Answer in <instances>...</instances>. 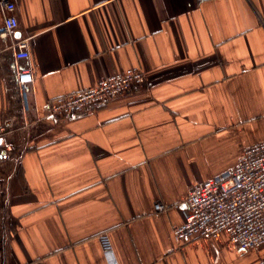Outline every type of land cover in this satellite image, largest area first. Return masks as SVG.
<instances>
[{
	"label": "crops",
	"instance_id": "1",
	"mask_svg": "<svg viewBox=\"0 0 264 264\" xmlns=\"http://www.w3.org/2000/svg\"><path fill=\"white\" fill-rule=\"evenodd\" d=\"M10 1L11 34L0 6V152L10 150L0 264H264V245L241 251L226 233L178 245L172 234L192 186L264 141V0ZM21 40L30 61L15 60ZM28 65L25 114L15 78ZM132 68L141 85L49 113L55 97Z\"/></svg>",
	"mask_w": 264,
	"mask_h": 264
},
{
	"label": "built area",
	"instance_id": "2",
	"mask_svg": "<svg viewBox=\"0 0 264 264\" xmlns=\"http://www.w3.org/2000/svg\"><path fill=\"white\" fill-rule=\"evenodd\" d=\"M5 34L18 28L14 12L17 7L10 0H1ZM17 62L31 59L27 41L13 44ZM33 67H17V89L25 114L30 109V91L34 83ZM145 81L140 68L128 69L102 79L96 85L55 97L49 103V113L54 116L80 113L103 104L131 90ZM9 149L0 152V160L9 158ZM185 202V220L173 227L172 234L178 245L194 239L211 240L221 233L228 234L231 243L241 251L256 250L264 245V141L244 148L237 163L210 180L196 183ZM157 213L168 207L155 204ZM103 250L113 253V243L107 233L101 234Z\"/></svg>",
	"mask_w": 264,
	"mask_h": 264
}]
</instances>
